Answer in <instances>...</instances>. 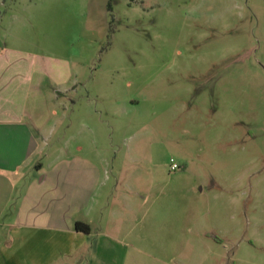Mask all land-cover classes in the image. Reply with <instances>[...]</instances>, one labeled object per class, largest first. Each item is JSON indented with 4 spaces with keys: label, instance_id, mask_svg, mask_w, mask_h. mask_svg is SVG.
<instances>
[{
    "label": "rangeland",
    "instance_id": "374dc122",
    "mask_svg": "<svg viewBox=\"0 0 264 264\" xmlns=\"http://www.w3.org/2000/svg\"><path fill=\"white\" fill-rule=\"evenodd\" d=\"M7 50L46 66L33 176L108 157L76 263L264 264V0H0Z\"/></svg>",
    "mask_w": 264,
    "mask_h": 264
},
{
    "label": "crops",
    "instance_id": "0c3cea01",
    "mask_svg": "<svg viewBox=\"0 0 264 264\" xmlns=\"http://www.w3.org/2000/svg\"><path fill=\"white\" fill-rule=\"evenodd\" d=\"M9 51L0 53V264H78L76 255L91 248L94 231L103 230L105 204L97 198L108 157L99 154L95 162L73 156L69 167L51 175L40 163L33 176V155L40 153L49 120L46 66ZM20 184L25 192L18 196ZM131 202L126 205L133 212ZM76 221L88 223L91 232L77 231ZM61 236L65 247L57 241Z\"/></svg>",
    "mask_w": 264,
    "mask_h": 264
},
{
    "label": "trees",
    "instance_id": "16d2710c",
    "mask_svg": "<svg viewBox=\"0 0 264 264\" xmlns=\"http://www.w3.org/2000/svg\"><path fill=\"white\" fill-rule=\"evenodd\" d=\"M75 229L77 231L85 232V233H90L91 232V226L83 221H76L75 222Z\"/></svg>",
    "mask_w": 264,
    "mask_h": 264
},
{
    "label": "built area",
    "instance_id": "2783aa9c",
    "mask_svg": "<svg viewBox=\"0 0 264 264\" xmlns=\"http://www.w3.org/2000/svg\"><path fill=\"white\" fill-rule=\"evenodd\" d=\"M172 162H173V160H172ZM178 167H179L178 164H176V163H173V164H172V168H173V169H176V168H178Z\"/></svg>",
    "mask_w": 264,
    "mask_h": 264
}]
</instances>
